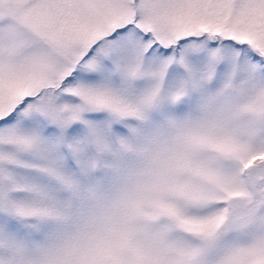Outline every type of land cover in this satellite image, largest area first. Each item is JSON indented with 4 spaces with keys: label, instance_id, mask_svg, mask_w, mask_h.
Wrapping results in <instances>:
<instances>
[{
    "label": "snow or ice",
    "instance_id": "obj_1",
    "mask_svg": "<svg viewBox=\"0 0 264 264\" xmlns=\"http://www.w3.org/2000/svg\"><path fill=\"white\" fill-rule=\"evenodd\" d=\"M0 264H264V0H0Z\"/></svg>",
    "mask_w": 264,
    "mask_h": 264
}]
</instances>
